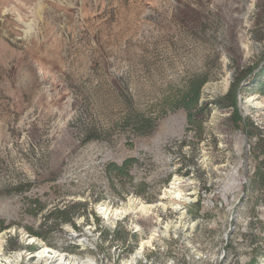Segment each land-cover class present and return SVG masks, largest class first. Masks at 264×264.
Instances as JSON below:
<instances>
[{
    "label": "rangeland",
    "instance_id": "rangeland-1",
    "mask_svg": "<svg viewBox=\"0 0 264 264\" xmlns=\"http://www.w3.org/2000/svg\"><path fill=\"white\" fill-rule=\"evenodd\" d=\"M263 65L264 0H0L4 253L26 257L44 244L131 264L144 243L136 264H259L256 137L215 100ZM195 79L208 107L200 131L174 105ZM251 80L238 106L264 132V96ZM127 158L130 176L109 178L106 165ZM131 197L153 207L104 218ZM74 205L72 222L47 217Z\"/></svg>",
    "mask_w": 264,
    "mask_h": 264
},
{
    "label": "trees",
    "instance_id": "trees-1",
    "mask_svg": "<svg viewBox=\"0 0 264 264\" xmlns=\"http://www.w3.org/2000/svg\"><path fill=\"white\" fill-rule=\"evenodd\" d=\"M251 74L252 80L248 88H250L253 83L256 86L255 92L264 96V65L259 71L254 72V68H249L244 71L241 75L236 76L229 87L228 92L215 100V104L222 109H231L232 113L230 120L233 124L238 127H244L247 136L250 138H255L253 143L252 156L256 161V167L252 173L250 179L251 186L259 190H264V132L259 129L250 118H245L238 106V96L243 90V80L247 79L248 75ZM205 84V80L195 79L189 84V87L185 93L182 94L176 101H174L175 108H183L187 112V120L189 124L197 126L200 131L203 127L202 122L198 121V116L202 113L207 112L208 107L205 105L200 106L201 91ZM206 107V108H205ZM140 131V129H139ZM134 158H127L121 164L116 162H110L106 165V171L109 178L112 180L122 179L123 177H129L128 167L134 161ZM115 177V178H114ZM77 206H70L65 208H56L51 211L47 217L54 216L56 221L60 222H72L73 214L72 211L76 209ZM37 236L45 238L42 233L34 232ZM256 261V258H254Z\"/></svg>",
    "mask_w": 264,
    "mask_h": 264
},
{
    "label": "bare ground",
    "instance_id": "bare-ground-1",
    "mask_svg": "<svg viewBox=\"0 0 264 264\" xmlns=\"http://www.w3.org/2000/svg\"><path fill=\"white\" fill-rule=\"evenodd\" d=\"M208 93H210V88L207 86L204 94L208 95ZM177 194L178 199L181 198L184 201L190 200V198L187 196H182L180 193ZM178 204L175 206V209L179 210L181 214L184 215L185 210H181V207ZM151 207H153V204H146L137 198L131 197L129 198L127 204L122 203L116 208H112L109 205L104 207V218H106L109 223L114 224L117 219H120L130 212L146 213L150 211ZM143 245L144 243L142 244L140 249L138 248V250L131 256V264H136L138 258L142 256L141 253L143 251ZM24 258L27 264H96V260L93 257L70 255V253L68 254L62 251L54 250L44 244L41 245L40 250L36 254L23 257L21 252H15L12 256H7L3 251V246L0 240V264H4L3 262H5V264H19L20 261Z\"/></svg>",
    "mask_w": 264,
    "mask_h": 264
},
{
    "label": "built area",
    "instance_id": "built-area-1",
    "mask_svg": "<svg viewBox=\"0 0 264 264\" xmlns=\"http://www.w3.org/2000/svg\"><path fill=\"white\" fill-rule=\"evenodd\" d=\"M262 241H263V240H262ZM262 241L257 242V244H258V243L262 244V243L264 242V241H263V242H262ZM255 244H256V243H255ZM255 244H254V245H255ZM255 246H256V245H255ZM259 253H260V254H259ZM259 253H258L259 255H258L257 257L255 256V258H256V262H257V260H258V262L260 261L261 264H264V249H261V252H259ZM260 263H259V264H260Z\"/></svg>",
    "mask_w": 264,
    "mask_h": 264
}]
</instances>
